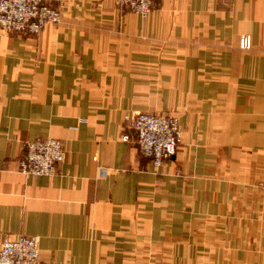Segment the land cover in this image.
I'll list each match as a JSON object with an SVG mask.
<instances>
[{
  "label": "crops",
  "instance_id": "0c3cea01",
  "mask_svg": "<svg viewBox=\"0 0 264 264\" xmlns=\"http://www.w3.org/2000/svg\"><path fill=\"white\" fill-rule=\"evenodd\" d=\"M62 1L37 36L0 30V245L36 236L39 264H264V0H155L146 18ZM139 113L178 119L158 169ZM48 137L57 174L22 175Z\"/></svg>",
  "mask_w": 264,
  "mask_h": 264
},
{
  "label": "built area",
  "instance_id": "2783aa9c",
  "mask_svg": "<svg viewBox=\"0 0 264 264\" xmlns=\"http://www.w3.org/2000/svg\"><path fill=\"white\" fill-rule=\"evenodd\" d=\"M121 11L146 18L155 0H112ZM62 0H0V30L5 33L37 36L49 24L62 18ZM241 50L250 49V37L239 39ZM139 153L154 169L174 157L181 145L182 132L178 119L171 115L139 113L130 120ZM128 141V136L122 137ZM62 141L36 138L25 144V155L19 161L20 173L27 177H52L64 161ZM94 160V158H93ZM39 241L36 236L5 238L0 245V264H39Z\"/></svg>",
  "mask_w": 264,
  "mask_h": 264
}]
</instances>
